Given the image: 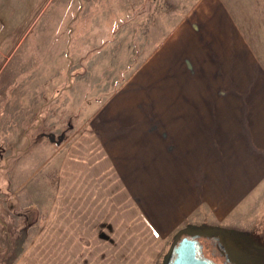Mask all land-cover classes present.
Here are the masks:
<instances>
[{
    "label": "crops",
    "instance_id": "1",
    "mask_svg": "<svg viewBox=\"0 0 264 264\" xmlns=\"http://www.w3.org/2000/svg\"><path fill=\"white\" fill-rule=\"evenodd\" d=\"M81 3L84 9L79 19H88V12L95 10L96 31L91 36L96 41L95 56L103 58L106 65L104 70H119L125 57L139 53L150 56L138 70L165 71L169 55L176 71L180 69L177 66L200 71L204 79V72L207 76L214 72L216 78L211 80L224 82L226 87L234 83L230 102H238L240 108L227 110L226 124L219 118L205 135L195 127H176L175 122L166 125V114L165 119L160 116L157 123H151L156 117L134 110L130 116L119 113L118 120L125 122L115 123L112 117L106 120L108 126L70 135L59 144L62 157L49 159L55 166L54 187L45 200L38 195L36 201L23 202L22 184L8 192L20 206L30 205L31 216L37 215L39 208L45 209V215L39 226L35 217L28 221L29 211L23 212L27 231L25 238L15 241L14 252L11 248L8 252V239L1 236L8 226L0 223V264H164L175 232L187 224L221 220L236 225L249 220L244 214L253 207L256 190L260 188L258 198H264V75L260 73L264 54H256L260 51L253 46L254 36L246 31L247 23H264V0ZM70 17L69 10L62 18L68 31L59 39L56 33V44L70 45ZM149 39L158 42L146 46ZM148 46L153 49L149 51ZM118 50L125 52L120 62L114 56ZM51 52L55 54L49 61L40 58ZM22 53L10 70L13 76H20L21 84L13 95L7 92L0 97L4 103L0 104V119L37 114L39 104L49 101L41 88L46 83L54 86L55 76L61 77L72 58L69 52L50 47L35 49L31 55L27 47ZM173 100L179 102L180 98ZM191 113L185 111L174 118L185 124L197 123ZM204 122L197 124L206 128ZM220 135L231 137L237 143L232 147L240 150L234 154L225 144L213 143ZM244 156L249 160L239 162L241 169L236 159Z\"/></svg>",
    "mask_w": 264,
    "mask_h": 264
},
{
    "label": "rangeland",
    "instance_id": "2",
    "mask_svg": "<svg viewBox=\"0 0 264 264\" xmlns=\"http://www.w3.org/2000/svg\"><path fill=\"white\" fill-rule=\"evenodd\" d=\"M81 2L82 0H0V97L8 94L7 92L9 95H13L16 86L21 84L19 83L20 76H13V71L10 72V70L17 64L20 55L26 53H22L25 48L28 47L30 55L31 51H35V49L38 51L43 47H50L58 52L61 50L63 53L67 50L65 53L69 52L72 57L68 68H65L62 75H59L61 77L55 76L52 83L54 86L46 83L44 88H41V94L44 91L46 97H49V101L39 104L40 110L37 114H31L22 119H0V223H5L8 226L7 230L1 229L2 235L1 233L0 235L8 239V252L9 248L14 252L17 244L15 241H18L20 237L25 238L28 219L23 222L25 217L22 216L23 212L29 211L27 212L30 215L28 221L35 217L39 226L45 215V209L39 208L37 215L32 214L33 216H31V211L28 209L30 205L20 206L14 198H10L8 192L14 191L15 187L22 184V195H25L22 198L23 202L36 201L35 197L38 195L39 197L43 195L42 199L45 200L44 196L50 193L54 187L55 166L50 165L49 159L55 156V161H57L62 157V151H58L59 144L66 141L70 135L78 134L90 127L95 129L108 126L106 120H112V117H114L115 123L125 122L126 120H118L117 117L122 112H124V116H130V110H134L136 113L149 112L150 117H156V121L152 119L151 123H157L160 116L161 120L165 119L166 114V125H169L168 122H175L174 126L176 127H195L198 129V133L205 135L207 128L219 118L223 124H226L227 110L234 107L240 108L238 102H230L233 101L230 89L232 88L231 84L234 85V83H230V86L226 87L224 82L217 83V80H211L212 76L216 78L214 72H209L208 76L204 72V79L200 71L182 70L181 66H177L180 69L176 71L174 58L169 55L165 71L159 69L138 70V67L146 64L150 56L139 53L135 56L125 57L124 63L121 62L122 64L119 65V70H104L103 67L106 65L103 58L99 59L95 56L96 41L94 36H91L96 31L95 8L92 7L94 11L88 12V19L85 16L79 19L80 10L83 8ZM69 10L71 15L70 45L68 42L62 45V41L56 44L58 41L56 33L59 32V39L62 33L66 34L68 31L62 18ZM246 33L254 36L253 46L260 51L256 54H264V23H252V25L247 23ZM38 36L41 38L39 39ZM64 39L65 42L68 41L67 37ZM154 41L157 40L149 39L146 46L147 43L152 45ZM49 42H53V45ZM137 46L139 47V45ZM261 47L263 48L261 49ZM150 48L153 49V46L147 47L149 51ZM140 49L142 50V48ZM49 54L40 55V58L44 57L46 61H49L55 53ZM114 56L120 62L125 56V52L118 50ZM170 58L172 61H169ZM62 61L66 62L65 56ZM98 66L103 70L98 69ZM260 73L264 75V70ZM166 84L168 87L165 91ZM68 86H70L69 91L66 88ZM261 88V95L264 96V86ZM129 95H132L133 97L130 99H133L126 100L125 98ZM192 95H194V99ZM175 97L180 98V101L175 102L173 100ZM57 98L59 99L57 100ZM164 98L166 101H163ZM181 101L185 102L181 103ZM10 104L11 102H8L7 107ZM185 111H192L191 114H195L197 123H200L201 120L205 121L203 125L206 128L202 124L195 123L194 120L191 121V124H185L179 118H174ZM215 125L219 124L215 123ZM160 126H162V122ZM230 138L227 135H220L218 139L215 137L213 143L225 144V148L235 154L234 150L240 149L232 147V144L237 143ZM182 142L190 143L191 141L182 140ZM195 145L200 146L199 144ZM230 146L231 148H229ZM200 151L204 154L202 150ZM53 152L54 155H52ZM244 157L236 159L237 167L241 168L239 162L249 160L248 157ZM231 167L235 166L231 165ZM35 182H37V186ZM30 192L34 198L30 197ZM256 192L258 194L253 207L244 214L249 217L245 223L236 222L234 225L233 222L221 220L215 224L191 223L177 230L176 235L185 229L199 231L203 227L219 228L225 236L235 237L237 240L239 238L242 245H247L249 250L260 248L263 252L264 198H258L262 192L260 188ZM253 211L256 213H252ZM30 238L31 236H29V240Z\"/></svg>",
    "mask_w": 264,
    "mask_h": 264
},
{
    "label": "water",
    "instance_id": "3",
    "mask_svg": "<svg viewBox=\"0 0 264 264\" xmlns=\"http://www.w3.org/2000/svg\"><path fill=\"white\" fill-rule=\"evenodd\" d=\"M224 237L222 232L183 230L176 235L166 264H237L229 254L223 260L219 258L218 245Z\"/></svg>",
    "mask_w": 264,
    "mask_h": 264
},
{
    "label": "flooded vegetation",
    "instance_id": "4",
    "mask_svg": "<svg viewBox=\"0 0 264 264\" xmlns=\"http://www.w3.org/2000/svg\"><path fill=\"white\" fill-rule=\"evenodd\" d=\"M172 245L173 243L170 248ZM170 248L164 264L167 262ZM218 252L220 254L219 256H222L219 257L220 259H225V256L229 254L237 264H264V251L261 252L260 248H257V250H249L247 245H242L239 238L237 240L235 237H224L222 245H218Z\"/></svg>",
    "mask_w": 264,
    "mask_h": 264
},
{
    "label": "trees",
    "instance_id": "5",
    "mask_svg": "<svg viewBox=\"0 0 264 264\" xmlns=\"http://www.w3.org/2000/svg\"><path fill=\"white\" fill-rule=\"evenodd\" d=\"M185 230H188V229H185ZM193 231H196V230H193ZM199 231L209 233V234H217V233L222 232L219 228H213V227H203V229Z\"/></svg>",
    "mask_w": 264,
    "mask_h": 264
}]
</instances>
